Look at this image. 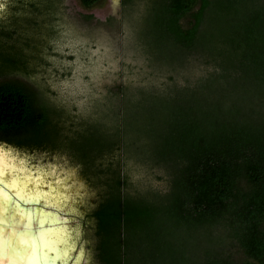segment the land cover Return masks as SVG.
Returning a JSON list of instances; mask_svg holds the SVG:
<instances>
[{
	"label": "trees",
	"instance_id": "trees-1",
	"mask_svg": "<svg viewBox=\"0 0 264 264\" xmlns=\"http://www.w3.org/2000/svg\"><path fill=\"white\" fill-rule=\"evenodd\" d=\"M79 1L92 8L103 0ZM157 2L146 24L159 59L175 67L201 57L211 71L170 95L116 84L115 114L83 122L71 138L87 166L119 151L88 215L95 256L100 264H148L152 249L153 259L178 264H264V0ZM27 62L0 50V140L55 145L61 108L23 79ZM134 166L150 172L149 183H131ZM165 224L182 232L177 249L149 236Z\"/></svg>",
	"mask_w": 264,
	"mask_h": 264
},
{
	"label": "rangeland",
	"instance_id": "rangeland-1",
	"mask_svg": "<svg viewBox=\"0 0 264 264\" xmlns=\"http://www.w3.org/2000/svg\"><path fill=\"white\" fill-rule=\"evenodd\" d=\"M0 3L4 4L0 9V50L25 56L28 60L25 69L29 70L23 79L37 88L43 100L55 104L62 112L55 145L29 148L0 140L3 142L0 149L10 154L9 161L15 162L10 166L8 160V164L0 160V170L4 173V168H10L19 180L24 178V173L17 168L21 171L30 168L27 174H34L37 179L43 174L44 183L37 181L41 185L39 190L48 181L66 177L73 206L57 209L60 220L53 227L63 228L62 232L56 230L55 236L61 238L67 232L69 241L58 250H49L47 259L53 264H100L94 251L95 222L88 215L106 187L104 172H109L108 161L112 158L114 163L118 162L119 151L107 150L87 166L72 149L71 138L79 133L83 122L103 113L109 118L115 114L113 106L121 105V96L111 97L110 88L116 84L129 88L131 94L147 91L170 95L177 92L175 84L195 87L211 68L196 56L187 57L175 67L159 59L162 50L150 37L146 24L152 7L156 10L158 6L157 0H135L129 6L122 0H103L92 8H85L79 0H0ZM9 46L13 47L8 51ZM191 101L182 103L191 106ZM4 143L13 148H5ZM139 166L131 167V183L145 185L149 183L150 172L143 167L136 171ZM123 167L126 171V164ZM17 177H14L16 187L10 185V188L23 189L30 197L34 188H22ZM1 186L3 200L7 193ZM40 204L43 210H52L49 202ZM0 208L2 214V201ZM44 221L48 223L47 219ZM180 234V229L175 232V228L165 224L163 230L149 236L167 240L170 245L174 242L172 246L177 249ZM150 251L153 255L154 250ZM152 255L150 259L148 255V264H178V260L157 261Z\"/></svg>",
	"mask_w": 264,
	"mask_h": 264
},
{
	"label": "bare ground",
	"instance_id": "bare-ground-1",
	"mask_svg": "<svg viewBox=\"0 0 264 264\" xmlns=\"http://www.w3.org/2000/svg\"><path fill=\"white\" fill-rule=\"evenodd\" d=\"M2 150L0 149V160L6 162L10 154ZM7 162L10 164V166L12 163L15 164L13 160H8ZM4 169V175L2 177L3 182L0 184L2 185L1 187L5 189L7 194L6 197L3 198V200L0 199V201H2V203L4 204V209L2 208L4 211L2 212V214L0 213V225H2L0 227V258L4 259L11 256L14 258V260L18 261L17 263L21 262L26 264H53L52 262L50 263V261L47 259L49 250H53L54 248L55 250H58V248L62 247L64 244L67 245V242L69 241V234L67 232L64 233L61 238L60 236H58V234L57 236H55V233H57L56 230L58 232H62L61 229L63 228L60 229L56 227V229L55 227H53L54 224L56 225V223H59L60 220V217L57 215V209H67L69 208V206H73V195L69 185L66 182V177L63 179L58 177L55 181H48L47 185H44L45 187H42V190H39L41 189V185L37 183V181L40 180L42 184L44 183L42 179L46 178V176L44 177L43 174H41V176L44 178L41 179L40 176L38 177L40 179H37L33 177L34 174H27V170H29L30 168H25L27 169L26 171H21L19 170V168H17V171L24 173V178L22 180H19L17 175L15 176L14 171H12L10 168ZM14 177H17L18 184L22 188H24V183H27L29 188H34V191H32L30 198L27 199V202L25 200H21L15 194L16 191L10 188L11 182L14 180ZM29 178L31 179L29 180ZM53 189H55V191H53ZM37 197L38 200L36 199ZM47 201L51 204V206L49 207L52 208V210L48 212L46 210H43L40 206V203L46 204L48 203ZM30 202L34 205L31 207H24L23 204H30ZM9 209H11L10 212H15L12 217H10L9 215H4ZM16 214H18V217H21L23 219L22 223H24L25 229L22 232L13 231V233L8 235V237H4L7 233L4 232L5 229L3 230V227L6 226L4 224L5 221L13 222L15 220ZM44 219H47L48 223H45ZM66 251L67 250L65 249L63 250V255H65Z\"/></svg>",
	"mask_w": 264,
	"mask_h": 264
},
{
	"label": "water",
	"instance_id": "water-1",
	"mask_svg": "<svg viewBox=\"0 0 264 264\" xmlns=\"http://www.w3.org/2000/svg\"><path fill=\"white\" fill-rule=\"evenodd\" d=\"M3 142H1L0 141V144H2ZM5 145H3L5 148H8V147H11V146H9L7 143H4ZM11 148H13V147H11ZM24 205V207H31V206H33L34 204H31V202H30V204H23ZM11 211V209H9L4 215L6 216V215H9L10 217H12L13 216V214L15 213V212H10ZM22 218L21 217H18V214H16V216H15V220L13 221V222H11V221H9V222H6L5 221V225L6 226H4L3 227V230H4V232H7L6 233V236H4V237H8V235H10L11 233H13V231L14 232H22L24 229H25V227H24V223H22ZM22 223V224H21ZM2 225H0V227H1ZM7 229V230H6ZM18 261H16V260H14V258L13 257H11V256H9V257H6V258H0V264H26V263H21V262H19V263H17Z\"/></svg>",
	"mask_w": 264,
	"mask_h": 264
},
{
	"label": "snow or ice",
	"instance_id": "snow-or-ice-1",
	"mask_svg": "<svg viewBox=\"0 0 264 264\" xmlns=\"http://www.w3.org/2000/svg\"><path fill=\"white\" fill-rule=\"evenodd\" d=\"M3 7H4V4L0 3V9H3ZM3 175H4L3 171L0 170V183L3 182V180H2ZM30 179H31V178H29V180H30ZM11 186H12L13 188L16 187V181H15V180H13V181L11 182ZM27 187H28V184H27V183H24V189H27ZM53 191H55V189H53ZM15 194H16L21 200H25L26 202H27V199L30 198V197H27V196H26V194H25V192H24L23 189L17 190ZM36 199L38 200V197H37Z\"/></svg>",
	"mask_w": 264,
	"mask_h": 264
}]
</instances>
